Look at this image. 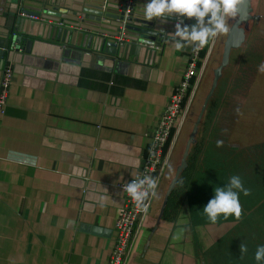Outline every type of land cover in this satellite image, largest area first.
<instances>
[{"label": "crops", "instance_id": "0c3cea01", "mask_svg": "<svg viewBox=\"0 0 264 264\" xmlns=\"http://www.w3.org/2000/svg\"><path fill=\"white\" fill-rule=\"evenodd\" d=\"M84 1L89 0H24L22 5H50L70 21ZM18 4L0 0V45L5 33L18 27ZM38 13L46 20L23 19V31L16 32L18 50L6 55L0 48V73L5 59L13 67L0 114V264H104L123 201L117 185L138 174L148 136L191 47L176 51L173 29L156 46L128 35L113 54L77 33L51 31L46 26L55 15ZM193 23L183 17L181 25ZM215 106L212 121L194 133L200 151L175 215L161 216L175 170L167 173L173 150L157 195L134 226L122 264H258L254 254L264 245V194L240 192L241 219L221 216L213 224L203 207L216 187L205 186L202 178L218 161L258 152L253 144L264 143V131L262 140L252 136L240 121L242 106L232 105L227 120L217 121L221 113ZM241 244L247 246L243 255Z\"/></svg>", "mask_w": 264, "mask_h": 264}, {"label": "water", "instance_id": "95a60500", "mask_svg": "<svg viewBox=\"0 0 264 264\" xmlns=\"http://www.w3.org/2000/svg\"><path fill=\"white\" fill-rule=\"evenodd\" d=\"M22 1L24 0L19 1L18 8L22 7V9L34 10L35 12L42 10L47 14V16L55 15L51 17L54 22L49 23L46 26V28H49L51 31L62 33L63 35L68 33H77L82 37L84 36L86 41L90 42V40H92L97 43L100 50L107 49V51L113 54L116 53L118 47H120V45L115 42V38L117 37V32L120 27L124 28L126 37L132 34L138 43L156 46L167 36L169 31L173 30L172 25L176 19L175 15H173L168 17L166 22H161L158 19H153L152 21L144 20L143 5L146 4L148 0H130L128 7L126 0L84 1L82 3V7L73 13V17L70 21L65 19L70 16H65L64 13L59 15V13H56L53 9H51L52 6L50 5H39V7H32L33 9H28L22 5ZM250 11V0H246L240 8L238 16L231 21L229 34L224 36L219 62L212 70L209 88L202 99L194 122L192 123L184 142L179 163L176 165L173 176L165 189L162 206L167 195L172 189L179 172L186 164L185 158L189 145L194 140L193 137L196 131L197 123L199 122L206 102L214 89L216 80L220 75L221 68L225 66L228 61L229 51L232 48H236L243 40L244 32L241 22L246 21L250 17ZM14 13L15 10L13 9V17ZM23 19L24 17L21 16L16 17L15 20L18 23V27H15L10 31L8 30L5 33L6 39L5 42L0 45V48L1 51L6 52V55L9 53L8 51L10 49L18 50L20 35L16 34V32L23 31V29H21ZM57 20H61L63 24H56L55 22ZM176 20L181 23L183 17H177ZM122 45H124V43L121 44V46ZM6 60L7 59H5V61Z\"/></svg>", "mask_w": 264, "mask_h": 264}, {"label": "rangeland", "instance_id": "374dc122", "mask_svg": "<svg viewBox=\"0 0 264 264\" xmlns=\"http://www.w3.org/2000/svg\"><path fill=\"white\" fill-rule=\"evenodd\" d=\"M250 7V17L246 21L241 22L244 32L243 40L236 48L230 50L228 62L221 69V74L209 99L213 98L215 100V108L217 107V111L221 113V116L217 118L219 122L227 120L229 114L228 108L232 105L237 107L242 106V119L240 121L245 124L247 130L252 129V136L255 134L254 138L256 140H262L263 135L261 133L264 131V114L262 112L264 110V71H260L259 67L261 64H264V0H250ZM255 14H259V18H254ZM232 20H229V25ZM224 36L217 37L206 46V50L208 46H210V50L202 67L186 115L169 149L168 159L173 150L176 156L167 165L168 174L172 175L173 170L179 163L184 142L194 122L202 99L209 88L212 70L219 62ZM219 41L222 42L220 43ZM244 60H248L249 70L245 66L241 67ZM247 75L250 81L253 78V82L248 88L247 85L243 86L245 81L241 83V76L246 77ZM247 89L249 91L243 93L246 96L244 98L240 94V91ZM200 121L196 129H198ZM241 125L244 127L243 124ZM198 133L199 131L197 130L196 134ZM165 166L161 168L158 181L164 172Z\"/></svg>", "mask_w": 264, "mask_h": 264}, {"label": "clouds", "instance_id": "9594fccd", "mask_svg": "<svg viewBox=\"0 0 264 264\" xmlns=\"http://www.w3.org/2000/svg\"><path fill=\"white\" fill-rule=\"evenodd\" d=\"M246 0H148L143 5V19L152 21L158 19L166 22L170 16L194 19L191 25H175V32L171 33L172 45L176 51H182L186 47H191L194 53L209 45L217 37L227 35L230 32L229 20L238 16L241 6ZM264 71V64L259 67ZM217 147L223 146L222 140H217ZM22 163H31L35 166V161L24 160ZM157 179L145 175L143 178L133 179L124 184L123 191L127 192L134 206L139 211H147V201L149 197L157 195ZM240 192L245 196L250 195V189L244 187L241 178L233 175L229 183L223 187L214 189V197L203 207V213L208 220L215 224L223 216H229L239 221L243 215L240 203ZM178 238V237H177ZM240 252L243 255L247 252V246L241 244ZM254 259L258 264H264V245L257 247Z\"/></svg>", "mask_w": 264, "mask_h": 264}, {"label": "built area", "instance_id": "2783aa9c", "mask_svg": "<svg viewBox=\"0 0 264 264\" xmlns=\"http://www.w3.org/2000/svg\"><path fill=\"white\" fill-rule=\"evenodd\" d=\"M129 2L130 0H126L127 7L129 6ZM18 16L32 20H46V17L41 13L25 10L22 9V7L18 8ZM175 17L177 19V16ZM176 19L172 25V29H175V25L179 23ZM55 23L58 25L63 24L61 20H57ZM125 41L126 36L124 28L120 27L117 32L115 42L118 45H121ZM209 50L210 46H208L205 53L200 56V51L198 53H194L191 49L178 83L169 94L158 115L156 125L148 136V143L140 160L138 174L134 178L118 183L117 185L122 191L123 201L118 214L114 218L113 241L104 264L123 263L124 254L129 246L134 226L139 216L144 212L139 211L134 206L127 192L123 191V186L131 180L143 178L145 175L156 178L158 182V178L161 174V168L168 162V154L169 149L171 148V143L175 134L179 130L187 107L191 101ZM12 79L13 67L11 62L6 60L1 67L0 73V114L4 111ZM150 198L151 196L149 197L147 204Z\"/></svg>", "mask_w": 264, "mask_h": 264}, {"label": "trees", "instance_id": "16d2710c", "mask_svg": "<svg viewBox=\"0 0 264 264\" xmlns=\"http://www.w3.org/2000/svg\"><path fill=\"white\" fill-rule=\"evenodd\" d=\"M182 24V22H181ZM206 51V47L200 50V56ZM246 67L249 70V65L242 63L241 67ZM253 74V73H252ZM249 76H241V83L246 81V85L249 82ZM215 106V100L208 99L206 108L203 112L199 131L201 132L205 124L212 121L213 108ZM201 143L199 136H196L193 142L190 144L186 158L185 166L179 172L173 188L167 195L165 204L162 208L161 216L165 219H171L176 213L179 198L183 193V190L192 183L193 171L196 168L195 160L196 155L200 151ZM254 150L260 148L258 152L253 154L244 155L240 159L225 161H218V164H214V168L209 170V173L204 174L202 182L205 186L223 187L229 183L230 178L233 175H238L244 187L253 190L257 193L258 197L264 194V143L256 142L253 144ZM214 173L217 175L214 177Z\"/></svg>", "mask_w": 264, "mask_h": 264}, {"label": "bare ground", "instance_id": "6f19581e", "mask_svg": "<svg viewBox=\"0 0 264 264\" xmlns=\"http://www.w3.org/2000/svg\"><path fill=\"white\" fill-rule=\"evenodd\" d=\"M219 42H220V41H219ZM221 42H222V41H221ZM221 42H220V43H221Z\"/></svg>", "mask_w": 264, "mask_h": 264}]
</instances>
